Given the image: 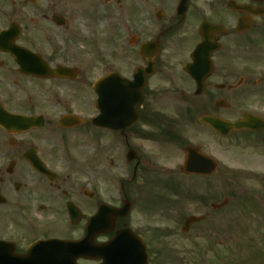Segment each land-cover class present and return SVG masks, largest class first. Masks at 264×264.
I'll return each instance as SVG.
<instances>
[{
    "label": "flooded vegetation",
    "instance_id": "obj_1",
    "mask_svg": "<svg viewBox=\"0 0 264 264\" xmlns=\"http://www.w3.org/2000/svg\"><path fill=\"white\" fill-rule=\"evenodd\" d=\"M145 57L154 68L145 76L138 122L93 125L100 79L114 73L130 81L133 60L145 66ZM116 88L109 85L113 94ZM244 114L264 122V0H0V229L7 228L4 209H58L57 197L63 206L97 209L103 162L119 169L129 148L138 166L122 164V175L109 177L120 193L154 171L177 176L189 145L215 161L216 170L200 177L217 185L218 199L227 193L226 157L264 156V125L223 137L203 120ZM9 115L32 117L33 125L20 131ZM64 117L71 121L62 124ZM178 125H189L187 133ZM222 199L216 210L228 206L226 196L216 202ZM10 227L0 239L11 233L23 253L24 232Z\"/></svg>",
    "mask_w": 264,
    "mask_h": 264
},
{
    "label": "rangeland",
    "instance_id": "obj_2",
    "mask_svg": "<svg viewBox=\"0 0 264 264\" xmlns=\"http://www.w3.org/2000/svg\"><path fill=\"white\" fill-rule=\"evenodd\" d=\"M138 63L134 61L132 69ZM246 154V157H255L251 152ZM226 161L227 176L230 178L227 189L232 192L231 195L235 193L240 195L241 203L237 202L240 208L236 211L232 205L234 202H231L228 207L230 210L225 209L224 212L214 214L210 211L212 214L205 223L193 225L185 235L180 232L184 217L206 211L200 209L202 207L200 203L193 201L198 194L197 186L202 190L203 181L182 179V182H177L176 190L175 184L169 186L170 178L152 174L143 178V190L140 188L141 179L133 183L135 188L130 193L131 197H136L137 200L129 216L122 221H126L146 239L149 264H264V183L260 181L261 178L254 177L264 175V156L241 161L238 156L231 155L226 157ZM103 164L99 199L120 205L121 197L116 190L118 184L111 186L109 177L112 172L119 175L121 170L120 168L110 170L108 163ZM234 174L238 177L231 178L230 176ZM223 195L224 193L218 199L209 197L208 201H219ZM173 200H175L173 216L172 213L162 215L157 211L159 208L171 206ZM20 208H17L18 212ZM9 210L4 209L1 212L2 223H6L7 228L0 229V234H5L4 231L11 229L10 223L15 213ZM30 210L31 219L34 221L29 225L35 232H30V228L25 227V223L19 217L12 220L14 227L21 226L28 230L24 235L72 238L69 227L65 223L56 222L61 218L60 211L55 213L54 210L45 209L40 212L37 208ZM84 210L86 212L89 208ZM42 227L50 229L37 232L38 228ZM73 230V235L79 234V229ZM22 242H24L22 245L28 243L26 240Z\"/></svg>",
    "mask_w": 264,
    "mask_h": 264
},
{
    "label": "water",
    "instance_id": "obj_3",
    "mask_svg": "<svg viewBox=\"0 0 264 264\" xmlns=\"http://www.w3.org/2000/svg\"><path fill=\"white\" fill-rule=\"evenodd\" d=\"M139 83H138V80ZM143 82V74H139L138 77L136 78V82L134 81L132 83V90L133 91H137L141 88V85ZM141 83V84H140ZM135 98L134 97L132 99V109H134L135 106ZM137 118V115L134 114V110L132 112V122L133 123ZM96 124L99 125H113V118H112V112L106 111V110H101V114L99 117H97L95 119ZM216 130H218L219 132L223 133V130H227L229 131L231 128H239L240 126H242V123H222L221 125H212ZM189 151L188 155H189ZM186 170H195L194 167L192 166V164H190V160H188L186 162ZM188 167V168H187ZM201 172H206V171H201ZM103 209L109 210L107 213H105V211ZM128 209H129V204L124 201V204L122 205L121 208L116 209V208H106V207H100V211L99 213L91 218L85 228V236L83 238V242H85L86 244H90L92 245V238L94 237L95 234H97V232L99 233H103V232H109L110 230L113 229L114 226V221L117 217H123L128 213ZM72 212L75 214L76 216V212H74L72 210ZM200 218H196V217H188L185 221V229L189 226V224H191L194 221L199 220ZM108 226L107 228H103L105 226ZM116 233L118 234L119 231H116ZM128 241L126 238L123 237H116L112 242H110L107 247H105L104 249H102V246H100L98 248V250L101 252L102 250L105 251H109L112 252L111 254L107 255V257L109 258V260H111V262H117L118 260H122L124 259L125 261H127L128 264H137L135 261V258L128 255V254H124L122 252H125L128 250L127 247ZM64 246L68 249H72L75 248L76 244H64ZM64 247V248H65ZM38 248V247H37ZM46 250L49 249H59V247L55 244H51L47 247H45ZM97 254V253H96ZM104 254L101 252L100 254L98 253V255H95V257H99V258H103L104 260H106V256H103ZM140 264H146L147 263V254L145 252V248L143 245V257L141 261H138Z\"/></svg>",
    "mask_w": 264,
    "mask_h": 264
}]
</instances>
